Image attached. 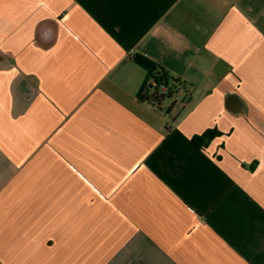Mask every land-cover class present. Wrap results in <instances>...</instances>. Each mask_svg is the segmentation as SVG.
<instances>
[{
    "label": "crops",
    "instance_id": "1",
    "mask_svg": "<svg viewBox=\"0 0 264 264\" xmlns=\"http://www.w3.org/2000/svg\"><path fill=\"white\" fill-rule=\"evenodd\" d=\"M0 264H264V0H0Z\"/></svg>",
    "mask_w": 264,
    "mask_h": 264
},
{
    "label": "trees",
    "instance_id": "2",
    "mask_svg": "<svg viewBox=\"0 0 264 264\" xmlns=\"http://www.w3.org/2000/svg\"><path fill=\"white\" fill-rule=\"evenodd\" d=\"M134 60L147 72L146 80L138 93V98L152 105L159 104L166 98H171L175 87L180 84V80L175 79L166 68L142 54H136ZM217 134L215 130L207 131L202 136L194 137L192 142L196 147L204 148Z\"/></svg>",
    "mask_w": 264,
    "mask_h": 264
},
{
    "label": "rangeland",
    "instance_id": "3",
    "mask_svg": "<svg viewBox=\"0 0 264 264\" xmlns=\"http://www.w3.org/2000/svg\"><path fill=\"white\" fill-rule=\"evenodd\" d=\"M166 99H168V98H166ZM166 99H165V100H166ZM168 100H169V99H168Z\"/></svg>",
    "mask_w": 264,
    "mask_h": 264
}]
</instances>
